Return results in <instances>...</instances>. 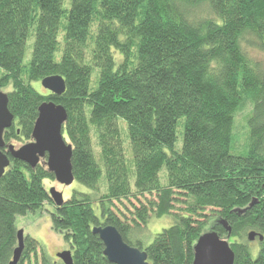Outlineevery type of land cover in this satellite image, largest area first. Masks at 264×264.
<instances>
[{
    "label": "trees",
    "instance_id": "trees-1",
    "mask_svg": "<svg viewBox=\"0 0 264 264\" xmlns=\"http://www.w3.org/2000/svg\"><path fill=\"white\" fill-rule=\"evenodd\" d=\"M252 47L264 49V0H0V89L11 83L14 116L5 145L32 138L41 103L61 104L72 174L88 189L58 207L44 186L54 177L45 162L32 168L10 157L0 177V264L18 245L15 216L45 202L54 205L52 228L62 231L74 264H114L91 232L108 224L150 264H191L209 216L222 238L219 220L231 227L233 264H264V70ZM58 74L66 89L59 96L31 87ZM244 99L252 103L250 136L246 152L235 155L234 112ZM141 196L134 224L111 207ZM176 202L185 204L182 213ZM150 212L173 223L150 242L134 239ZM250 230L263 235L256 251L244 239ZM23 242L17 264L39 246L29 235ZM39 264L63 263L43 253Z\"/></svg>",
    "mask_w": 264,
    "mask_h": 264
},
{
    "label": "water",
    "instance_id": "water-1",
    "mask_svg": "<svg viewBox=\"0 0 264 264\" xmlns=\"http://www.w3.org/2000/svg\"><path fill=\"white\" fill-rule=\"evenodd\" d=\"M262 81L264 84V76ZM41 86L57 96L66 91L65 80L59 74L47 75L42 78ZM37 112L38 116L31 131L32 139L18 148L11 143L5 145L3 132L13 125L14 116L8 109L7 92L0 91V177L10 164V157L20 160L32 168L40 163L41 158H45L44 162L48 172L53 174L59 184L68 186L74 181V175L71 165L72 145L66 142L62 132L67 120V111L61 104L58 105L50 100L41 103ZM2 149H5L6 152H3ZM48 196L58 207L64 203L62 193L55 187L48 190ZM254 203L256 200L252 201L249 206ZM241 211H245V209ZM219 223L227 231V238H222L211 229L200 234L193 245L191 264H233L235 256L228 242L231 227L224 220H219ZM91 229L92 234L101 239L103 254L107 261L114 264H150L146 251L127 244L114 226L98 225ZM256 237L259 241L263 239V235H258L253 230L247 234L248 241H252ZM23 239V230H17L18 245L13 249L12 259L8 264L19 262L25 246ZM56 255L63 264H74L69 249L60 251Z\"/></svg>",
    "mask_w": 264,
    "mask_h": 264
},
{
    "label": "rangeland",
    "instance_id": "rangeland-1",
    "mask_svg": "<svg viewBox=\"0 0 264 264\" xmlns=\"http://www.w3.org/2000/svg\"><path fill=\"white\" fill-rule=\"evenodd\" d=\"M31 40L28 41V45L31 44ZM59 48L61 49L62 46V37L59 36ZM26 55H29V49L27 48ZM249 55L252 60H256L260 63L261 68L264 70V49H259L256 47H252L249 50ZM90 53L89 50L87 52V59L90 61ZM3 74V71L0 69V76ZM92 77V85L95 84L97 80V71L94 69V72L91 75ZM24 79V76H23ZM31 87L39 91L40 93L46 94L49 90H45L41 86V81H34L31 82ZM12 89L11 83L6 85L4 88H1L0 91L2 92H8ZM244 104L242 107L237 109L234 112V119H233V129H232V153L233 154H243L247 150V143L249 140V132L246 125V119L250 115V112L252 110V103L248 99H244ZM32 139V138H31ZM30 139V140H31ZM178 139V147L181 145V139L180 135L177 134ZM29 142V141H28ZM66 142L68 140L66 139ZM93 142V150L96 154V157H99V147L96 142V139L92 138ZM10 143L16 146L18 148L22 144L26 143L24 140H10ZM126 145V144H125ZM45 158H41L40 163L44 162ZM161 181L162 183H165V176L164 172L160 173ZM44 186L47 189V191L51 187H55L56 190L60 191L62 193L63 198L69 199L72 192L74 190L85 192L88 189L82 185H80L75 180L68 186L59 184L55 177L52 179L46 178L44 180ZM100 189L101 194L106 192V185L103 182V177L100 179ZM152 195L147 197V199H151ZM140 201H135V199H131L129 201L123 200L114 202L111 206L115 213L122 217L123 219L127 220L128 222L131 221L133 223L132 218L134 217V211L135 206H140L141 202L146 203V197L141 196ZM257 200V199H256ZM185 204L182 202H176L175 203V211L182 213L180 209L184 207ZM54 212V205L45 202L43 204V207L41 210L27 212L26 214L16 215L14 222L15 227L17 230H23L24 235H29L31 238H34L38 243L39 246L36 248L34 252H30V255L28 258L23 260V264H39L41 262L43 253L50 259V260H59L57 257V253L63 250H66L69 248V244L67 241L64 240L63 233L60 230H54L52 228V220H51V213ZM148 221L146 224L139 225V228L136 229L134 227L133 229V238H143L146 239L147 242L152 241L154 234L160 232L163 228L169 227L173 223V219L171 216H162L160 218H157L154 216L153 212H150L148 214ZM217 219L216 217L209 216L205 219V227L203 229L204 232H207V230H210V227ZM134 224V223H133ZM245 241L250 244L253 248V250H258L259 244L257 241V238H255L252 241H247L246 236L244 237Z\"/></svg>",
    "mask_w": 264,
    "mask_h": 264
}]
</instances>
